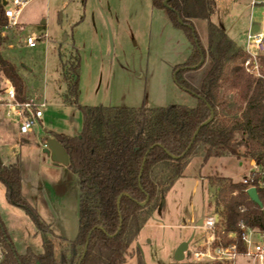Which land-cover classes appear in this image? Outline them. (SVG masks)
<instances>
[{
	"label": "trees",
	"instance_id": "1",
	"mask_svg": "<svg viewBox=\"0 0 264 264\" xmlns=\"http://www.w3.org/2000/svg\"><path fill=\"white\" fill-rule=\"evenodd\" d=\"M6 4L0 0V73L15 87L17 99L24 101L29 99L25 79L2 52L8 24ZM215 5L216 0H152V6L165 11L191 43L190 55L175 66L174 73L177 84L197 98L195 106L79 105L83 114L79 134L47 131L65 146L70 154L68 167L80 180L79 228L74 239L56 233L23 195L20 162L5 165L0 156V180L5 184L7 200L31 215L43 246L41 252L30 246L19 252L0 214V264H57V260L78 264L87 241L80 264H127L139 231L160 207L162 197L184 176L194 156L201 155L202 164L228 154L264 162V49L258 55L261 75L256 76L244 66L247 54L243 46L210 20ZM195 18L208 20L207 47L195 28ZM205 65L208 68L199 86L184 77L188 70ZM71 70L73 74L65 80L69 98L76 100L78 59ZM224 91H236L235 101L231 102ZM212 110V121L201 126ZM207 178L215 189L220 217L217 235L224 244L237 242L243 251L240 222L264 230L263 209L251 200L246 184L217 172ZM255 185L264 207V186ZM94 191L97 206L86 198ZM157 264L204 263L186 260Z\"/></svg>",
	"mask_w": 264,
	"mask_h": 264
},
{
	"label": "rangeland",
	"instance_id": "2",
	"mask_svg": "<svg viewBox=\"0 0 264 264\" xmlns=\"http://www.w3.org/2000/svg\"><path fill=\"white\" fill-rule=\"evenodd\" d=\"M6 1V6L12 5V0ZM210 20L230 36L244 41L252 24L264 30V0H216ZM193 22L207 47L208 20L196 18ZM19 23L24 28L5 27L2 52L25 79L28 97L45 101L46 107L41 119L43 126L35 121L28 134H21L19 117L8 105L0 103V156L6 162L19 161L25 175L32 179L60 176L51 158L43 152L42 137L47 131L70 134L82 129L79 105L197 104V98L174 79V68L188 58L191 43L183 30L173 26L165 11L152 6V0H29L20 13ZM27 35L39 36L35 47L26 46ZM77 59L80 72L75 100L69 98L65 76L73 74L71 68ZM207 68L205 65L199 70H188L184 77L199 86ZM7 84L0 73V90L4 91ZM236 93L224 91L231 102ZM5 94L1 92L0 98L6 99ZM202 163L201 155L194 156L185 169V177L164 195L163 204L131 244L127 264L175 261L177 247L193 231V243L206 234L200 226L193 228L192 222L195 217L217 213L215 189L207 176L217 172L236 179L244 166L229 154ZM70 185L64 187L69 193L64 191L68 214L63 232L73 236L77 234L79 208L77 212L75 188ZM60 187L64 190L63 185ZM49 193V205L42 191L30 200L47 222L52 220V207L57 208L53 199L57 195ZM93 201L96 202L95 198ZM9 207L10 211L1 216L17 250L24 252L30 246L41 252V234L31 215L20 206ZM57 264L63 263L57 260ZM236 264L248 262L240 257Z\"/></svg>",
	"mask_w": 264,
	"mask_h": 264
},
{
	"label": "built area",
	"instance_id": "3",
	"mask_svg": "<svg viewBox=\"0 0 264 264\" xmlns=\"http://www.w3.org/2000/svg\"><path fill=\"white\" fill-rule=\"evenodd\" d=\"M29 0H12L11 6H6L5 15L8 18V26L24 28L19 23V16L22 9ZM25 44L33 48L37 44L39 36L27 35ZM243 49L246 52L244 66L247 71L261 75V65L258 55L264 49V30L260 28L256 31L249 30L246 39L242 42ZM6 99L0 98V103H5L9 109L19 117V131L21 134H28L31 131L36 119L43 115V109L46 106L45 101L29 98L20 101L16 97L15 87L9 81L5 88ZM238 182L246 184L248 187L264 186V162H254L251 167L247 168L239 177ZM220 220L219 214L203 217L200 227L206 230L199 240L189 244L186 251L187 260L204 264H236L240 257L247 260L248 264H264V230L256 227L247 226L243 221L241 226V239L244 250L238 249L237 242L224 244L217 235V224ZM193 243V244H192ZM192 244V245H191Z\"/></svg>",
	"mask_w": 264,
	"mask_h": 264
},
{
	"label": "crops",
	"instance_id": "4",
	"mask_svg": "<svg viewBox=\"0 0 264 264\" xmlns=\"http://www.w3.org/2000/svg\"><path fill=\"white\" fill-rule=\"evenodd\" d=\"M195 19H193V21ZM255 25H257V24H252L251 28L253 29L255 27ZM258 26L260 28V25H258ZM230 37L234 41H236L238 44L241 43V45H242V42H243L242 40L236 39L234 36H230ZM6 81L9 82L8 79H6ZM7 85H6V87H7ZM6 87H4V88H6ZM5 91H6V89L4 91H1L0 90V94H1V92H4L5 93ZM5 96H6V94H5ZM45 107L43 109V115L41 117H39V118L36 119V121H38L42 126H43V121L41 119L44 116ZM18 131H19V129H18ZM80 132H81V129L80 130L77 129L74 133H70L69 135H77ZM49 136H52V135H47V134L43 135V137H42L43 138L42 139V145L43 146L45 144V138L46 137H49ZM238 160H239V164L244 166V171L247 168L251 167L252 164L254 163L252 160H249V159H247V160L246 159L245 160L238 159ZM2 162L5 165H10V164L14 163L15 161L6 162V161L2 160ZM20 165H21V163H20ZM52 165L54 166V168H57L60 176H57L56 179H55V178H51L49 176L44 175L43 180L42 179L39 180L37 178L32 179V178L26 176L25 173H24V169H23V167L21 165V172H22V192H23V195L29 201L30 200L33 201L32 198H31L32 195L36 196V193L37 192L42 191L43 195L46 198L45 199L46 205H49V199H48V197L51 196L50 193H49L50 191H52V193L54 195H57L56 196L57 198L56 197L55 198L52 197L53 199H55L56 202H54V203L57 205V208L56 207H54V208L52 207V209H53V211H51L52 212V220H50V222H47V220H45V221L50 224V226L52 227V229L56 233L61 234V235L65 236V237H67V238L74 239L77 234L76 235L74 234L75 236L74 235L72 236V234H68V233L63 232L64 226H65V223H64L65 222V219L67 220L66 214H68V211H67L68 210V206H67L68 203H67V200L65 199V196L69 193L68 189L65 190L64 187L67 188L68 184H69V187H71L70 184H72V186L75 188L74 192L76 193V195H75V193H74V195L76 196V203H77V205H76V208H77L76 211L78 212L79 200H80V190H79V183H80L79 181L80 180H79V177H78L77 174H75L70 169H68L69 167L66 168V166H64V165H56L53 162H52ZM240 175H239V177H240ZM183 177H185V173H184V176ZM239 177L236 178V179H234L233 177L232 178L235 181L238 182ZM182 178H180L179 180H181ZM65 182H66V184L67 183L68 184L67 185L65 184V186H64V183ZM61 185H63V189H64L62 191L60 190L61 189V187H60ZM48 187H52V190L50 188H48ZM26 189H28V190H26ZM64 191H65L66 195H64ZM31 192H32V194H31ZM4 198H6V200H7V197H6V187H5V184L2 181H0V214L3 213V212L10 211V209H8V208H10L9 206L12 205L11 203H8L9 201L8 200L6 201ZM202 218L203 217H200V216L195 217L194 220H193V222H192V227L195 228V226L200 222V220ZM57 226H59L60 228H58ZM77 232H78V229H77ZM185 240H186V238H185ZM0 255H1V253H0Z\"/></svg>",
	"mask_w": 264,
	"mask_h": 264
},
{
	"label": "water",
	"instance_id": "5",
	"mask_svg": "<svg viewBox=\"0 0 264 264\" xmlns=\"http://www.w3.org/2000/svg\"><path fill=\"white\" fill-rule=\"evenodd\" d=\"M6 3H7V1L4 0V4H6ZM166 3H167V1H165V4ZM258 29H259V26L255 25V27L253 28V31H256ZM240 45H241V43H240ZM174 79L176 81V73H174ZM213 117H214V112L212 110L210 117L201 126L206 125L209 122H211ZM43 152H45L47 155H49L52 162L56 165H64V166L68 167L70 164V154L68 153V151L66 150V148L62 144V142H60L55 136H49V137L45 138V144H44ZM247 193H248L249 197L251 198V200L254 203H256L258 206H260L264 212L263 202L259 196L257 187L256 186L248 187ZM93 194H95V191L92 193V195L87 194L86 196L92 198ZM163 198H164V196L162 197L161 205L164 202ZM144 203L145 202H142V204H144ZM90 205L97 206L98 201H96L93 204L92 199H91ZM202 222H203V218L200 220V222L195 227L201 226ZM78 228H79V217H78ZM194 237H195V231H193V233L190 235V237L188 239L183 240L179 244V246L177 247L176 252H175V261L176 262L185 261L186 251L189 248V244L194 240ZM87 247H88V241L86 242V244L84 246L81 257L78 260V264L81 263V260L83 259L84 255L86 253Z\"/></svg>",
	"mask_w": 264,
	"mask_h": 264
},
{
	"label": "flooded vegetation",
	"instance_id": "6",
	"mask_svg": "<svg viewBox=\"0 0 264 264\" xmlns=\"http://www.w3.org/2000/svg\"><path fill=\"white\" fill-rule=\"evenodd\" d=\"M90 195H92V193H90ZM86 198H88L90 204H91V199H92V203H93V204L95 203V202L93 201V200H94V194H93L92 198H91V197H87V196H86ZM92 206H93V205H92Z\"/></svg>",
	"mask_w": 264,
	"mask_h": 264
}]
</instances>
